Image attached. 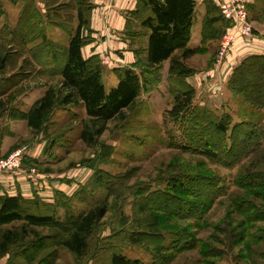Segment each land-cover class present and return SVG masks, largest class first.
Instances as JSON below:
<instances>
[{
	"label": "rangeland",
	"instance_id": "rangeland-1",
	"mask_svg": "<svg viewBox=\"0 0 264 264\" xmlns=\"http://www.w3.org/2000/svg\"><path fill=\"white\" fill-rule=\"evenodd\" d=\"M11 1L0 0V8L4 10L0 18V51L8 63L6 76H0V93L8 85L13 86L12 89L16 85H24L25 92L17 97L13 105L28 110L43 95L49 84L57 82L58 79L45 74L39 75L38 62L22 65L24 59L31 58L28 50L39 45L41 39L36 38L24 50L16 45L14 38L16 39L26 20L23 11L28 0ZM96 1L92 0L94 9L97 7ZM217 1L220 7V0ZM244 1L253 34H259L264 30V0ZM255 2L257 5L252 11L253 8L248 6ZM78 3L79 0H33L32 5L39 10L43 21V24H38V29L44 28L47 37L52 41L66 44L67 35L61 25L76 21L74 14ZM32 8L33 6L30 7ZM47 9L55 11V24L44 21ZM128 13L129 11L127 15ZM259 16L262 18L255 19ZM129 34L130 31L126 28L123 34L116 32L111 38L117 42L122 40L128 43L133 48L136 60L135 50L143 51L146 47L144 35L133 39ZM222 37L217 41H209L205 50L186 60V65L195 69V73L187 80L196 90V104L206 105L221 116L230 115L229 135L233 124L242 120L263 124L264 112L243 101V98L229 88L228 82L232 73L227 81L230 93L224 97L225 104L217 106V99L211 101L213 103L205 104V100L209 101V94L217 86L214 81L209 83L211 89L204 96L199 89V79L202 70L211 72L208 78H211L212 71L214 75L219 74L218 68L222 64L219 61L222 60L219 58ZM107 38L108 36L104 42ZM240 39L242 37L236 41ZM108 42L110 45L106 43L105 48L100 50L95 46V50L99 52L93 54L99 55L101 59L103 81L109 92L118 84L113 68L118 65V53H122L120 49L114 48V41ZM249 44L248 47H254L255 51H264V42L254 41V37ZM248 51H244L242 55ZM144 55L139 53L138 57ZM106 58L109 59L108 62H104ZM51 65L49 62V66ZM41 67L45 69V65L42 64ZM160 74L162 78L153 89L142 93L137 102L125 110L124 118L108 122L107 129L93 144L81 138V132L89 121L81 106L57 109L45 132H36L26 122L12 121L5 116L0 127L14 129V135L8 139L2 150L3 156L9 157L18 149H24L25 152L22 168L14 174L6 173L15 177L13 187L6 189L29 197L52 198L54 201L72 196L81 185L89 181H92L88 185L90 187L96 181L100 185H111L109 213L95 230L96 238L91 241L89 257L81 260L80 264H110L111 254L117 250L146 263L152 261V254L144 246L131 245L127 238L130 231L136 228L137 219L146 218V214L140 213L138 209L143 194L154 201H150L153 206L148 205L149 211L158 209L165 201L169 203L170 194L185 201L179 212L157 210L161 228L149 234L144 242L149 250H154L158 243L167 246L166 248L170 247L165 252L170 256L166 264H264V146L257 152L248 154V150L240 146L235 152V155H240L238 163L229 166L202 156L194 150L171 146L175 137L183 139V131L168 115L173 103L169 83L176 79L170 71V61L163 64ZM216 80L219 82V78ZM203 82H208V79L205 78ZM2 97L7 98L6 95ZM228 142L230 141L226 142L227 146ZM103 143L113 147L111 155L106 159L100 155V145ZM223 151L222 159H229ZM177 179L179 183H185L184 187L170 189V182ZM20 183H24V190ZM215 190L221 195L216 196ZM0 193L10 194L5 189ZM104 193H107L106 188L96 192L98 195ZM122 216H127L126 225L122 222ZM19 224L15 223L14 226ZM39 231L46 237L53 234L47 229ZM176 232L181 233L183 238L177 240ZM110 234L111 237L104 238ZM52 242L50 239L40 246L41 258L49 255V260L54 263L75 264L76 259L72 253L65 248L58 249L57 253ZM206 251L211 253L210 256L205 255ZM11 258H1L0 264L22 261L17 253Z\"/></svg>",
	"mask_w": 264,
	"mask_h": 264
},
{
	"label": "trees",
	"instance_id": "trees-1",
	"mask_svg": "<svg viewBox=\"0 0 264 264\" xmlns=\"http://www.w3.org/2000/svg\"><path fill=\"white\" fill-rule=\"evenodd\" d=\"M32 2L33 0L27 1V7L23 11L26 20L14 40L21 50L38 37L41 41L39 45L28 50L31 58L24 59L22 65L38 62L39 75L45 74L58 80L49 84L43 95L28 110L13 105L17 97L25 92L24 85H16L14 89L8 85L0 93V123L8 116L10 120L25 121L36 132H45L57 109L81 106L89 118L81 132V138L93 144L107 129L108 122L124 118L125 110L131 108L142 93L153 89L162 78L160 70L163 64L170 61V71L176 81L173 79L169 83L173 103L168 115L183 131V139L175 137L171 146L194 150L225 166L238 163L240 155H235V152L240 146L248 150L247 154L257 152L264 146V123L242 120L233 124L228 135L230 115H218L206 105L194 102L196 90L187 78L195 73V69L187 66L186 60L205 50L209 41L220 40L232 26V22L222 14L217 0H203L206 13L202 23L201 46L196 48L190 47L189 43L197 0H137L135 8L127 15V31H130L129 36L133 39L146 34L147 45L143 51L140 49L141 52L135 50L137 59L133 65L113 68L118 84L109 92L103 81V67L99 55L85 57L83 54V48L94 41V30L91 26L94 10L92 0H79L74 14L76 21L61 25L67 35L66 44L52 41L47 37L44 28L38 29V24H43L42 16ZM257 2L250 3L248 7L253 8V11ZM3 14L4 10L0 8V18ZM55 14V11L47 9L44 21L55 24ZM261 18L255 17L258 20ZM36 21L38 22L35 23ZM134 22L137 23L134 24L135 27L132 25ZM139 53L145 55L138 57ZM49 62L52 63L51 66ZM42 64L45 69H42ZM7 66L6 58L0 51V76H6ZM228 86L243 101L264 112V53H254L243 58L234 67ZM4 95L7 96L6 99H3ZM2 141L3 133L0 131V157L4 155L1 151ZM227 141H230L229 146ZM112 149L111 145L103 143L100 145V155L106 159L111 155ZM222 150L229 159H222ZM90 182L92 181L81 185L72 196L63 200L58 198L47 201L38 196L27 197L21 193H0V259L15 257L17 253L22 261L15 264H57L49 260V255L40 257V246L50 239L53 240L52 244L57 253L60 248L72 253L76 259L75 264L88 258L91 241L96 238L95 230L109 213V198L112 195L110 184L100 185L96 181L90 187ZM184 185L183 181L179 183L177 179L170 182L168 187L175 190ZM104 188L107 193L96 194ZM216 190L215 195L220 196ZM174 195L168 196L171 200L169 203L165 201L158 209L149 211V206L152 207L151 203L154 201L143 194L138 209L140 213L146 214V218L137 219L136 228L128 234L129 244L144 246L152 254V261L146 263L117 250L111 254L110 264H166L169 261L170 256L165 252L170 247L166 248L167 246L158 243L154 250H149L144 242L149 234L161 228L157 210L172 213L179 212L183 207L185 201ZM126 220L127 216L123 217L122 222L125 225ZM15 223L20 224L14 226ZM8 225L12 226L5 227ZM40 229L51 230L53 234L43 236ZM175 236L177 240L183 238L179 232ZM109 237L111 234L104 238ZM210 254L209 251L205 253L206 256ZM7 264L12 263L8 261Z\"/></svg>",
	"mask_w": 264,
	"mask_h": 264
},
{
	"label": "crops",
	"instance_id": "crops-1",
	"mask_svg": "<svg viewBox=\"0 0 264 264\" xmlns=\"http://www.w3.org/2000/svg\"><path fill=\"white\" fill-rule=\"evenodd\" d=\"M136 1L137 0H113V2L112 0H97L96 1L97 7L92 12V22H91V26L94 30L93 37L95 38V40L83 48V54L85 57H88L95 52H99L95 50V46H97L98 50H100L101 48H105L106 43L110 45L108 41L110 42L114 41V46H115L114 48L116 50L120 49L122 53V54L118 53L119 55L118 65L131 66L136 61L135 54L132 51L133 48L131 49L128 43L120 40L118 41L120 45H115V43H118V42L111 38L115 36L113 35V33L119 32V34L120 33L123 34L124 29L126 30L127 11H130L135 8ZM205 13H206V7L203 3V0H197L195 20L192 26V37L189 43V46L192 48L201 46L202 23H203ZM134 24H137V23L134 22L132 25ZM143 32H145V30H143ZM106 36H108V38H107V41L104 42V40L106 39ZM99 37L101 38L103 37L104 39L100 40ZM143 37H144L143 40L146 46L148 36L145 34ZM251 37L252 38L254 37V41L256 40L259 42H264V30H262L261 33L259 34L254 33ZM252 38L242 37V39L236 41L233 44L231 51L228 53V55L225 57V59L222 61V64H220L218 68L219 70L218 75H214V71H212L211 78H208L207 76H209L211 72L208 70L206 71L202 70L201 77L199 79V83H200L199 89H201L202 94L206 96L205 92L210 91L211 87H209V83H212L214 81L216 82L215 85L217 86L215 90L212 91L211 95L209 94V101L206 99L207 101L205 100V104L213 103L211 101H214V99H217L218 100L217 106H223L225 104L224 97L228 96V94L230 93L229 89L227 88V81L234 67L237 66L238 63L249 54L264 53V51H255L256 49L254 47H248V45H250L249 43H250V40H252ZM128 42H130V39L128 40ZM246 50H249L248 53H245L244 55H242L244 51ZM205 78L208 79V82L204 83L203 81ZM216 78H219V82L216 80ZM12 121L25 122L23 120H12ZM1 132L3 133V137H4L3 147H1V151H2L6 147V143L8 142V139L11 138L12 135H14V129L10 127H6L5 129H1ZM2 154H3V151H2ZM14 173L15 172L10 173V174H14ZM8 174H4L0 176V191L2 192V189H5L7 192H9L12 195L17 194L16 192L12 193L11 191L6 189L9 187H13V184L15 183L14 175H8ZM20 184H22V187L24 190L25 188L24 183H20ZM18 187L19 186H16V188ZM24 196L29 197V195H26V194H24ZM45 200L52 201L53 199L48 198Z\"/></svg>",
	"mask_w": 264,
	"mask_h": 264
},
{
	"label": "built area",
	"instance_id": "built-area-1",
	"mask_svg": "<svg viewBox=\"0 0 264 264\" xmlns=\"http://www.w3.org/2000/svg\"><path fill=\"white\" fill-rule=\"evenodd\" d=\"M247 5L244 0H220V8L224 17L232 22V26L223 35L219 58L223 61L231 51L233 44L239 37H251L253 26L247 19ZM106 58L104 62H108ZM8 156V155H7ZM0 157V176L6 173H13L22 168V161L25 156L24 149L14 151L9 157ZM35 172V169H32Z\"/></svg>",
	"mask_w": 264,
	"mask_h": 264
}]
</instances>
